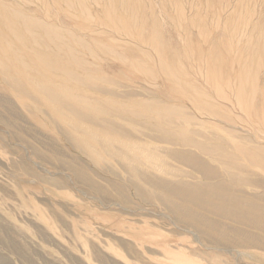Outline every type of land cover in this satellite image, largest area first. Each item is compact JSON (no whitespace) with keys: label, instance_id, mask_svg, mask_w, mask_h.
I'll return each instance as SVG.
<instances>
[{"label":"rangeland","instance_id":"obj_1","mask_svg":"<svg viewBox=\"0 0 264 264\" xmlns=\"http://www.w3.org/2000/svg\"><path fill=\"white\" fill-rule=\"evenodd\" d=\"M67 1L0 0L30 21L53 24L50 28L58 31L53 41L72 48L80 57L77 74L84 70L93 76L86 77L88 81L79 90H67L74 95L70 93L73 98L68 101L77 116L71 107L63 108L64 113L55 117L57 114L51 113L33 89L43 86L45 79L49 84L44 85L54 84L56 90L67 82L63 72L50 71L52 62L56 64L54 58L62 56L65 49L55 57L48 55L50 60L45 54L44 60L51 61V66L37 65L32 55L25 52V57L22 48L17 50L22 45L11 38V30L20 32L21 25L10 24L8 32L0 28L1 37L6 39L0 37V44L8 45L7 49L14 44L22 52L12 47L6 55L1 44L0 71H6L10 63L17 74L21 70L17 82L22 85L25 81L27 87L21 93L20 87L14 88L19 83L11 87L4 82L5 75L14 76L10 80L16 77L14 71L9 73L10 68L9 75L0 72L5 103L0 105V236L7 234L19 251L0 242V264H264V249L257 244L264 231L208 213L228 226H242L246 236H256L251 244L209 243L197 229L176 221L158 201L149 202L138 195L136 182L143 188L149 186L129 174L119 154L113 155L121 146L120 155L132 152V156L140 157L147 154L150 145L160 158L153 162L156 168L148 163L152 166L146 167L148 172L170 181L196 184L219 177L205 178L198 168L172 156L171 150L192 152L219 174L222 165L213 157L222 160V154L213 149L205 153L199 144L211 148L224 145L229 154L233 153V161L247 164L255 173L252 178L264 182V0H139L138 15L142 16L134 17L136 22H129L130 14L121 0ZM7 18L12 19V15ZM248 43L249 53L244 55L241 47ZM48 47L49 53L47 48L42 51H57L53 45ZM240 59H247V63H241L242 93L237 98ZM29 75L47 77L37 81L35 76L33 88L32 82H27ZM51 78L57 86L55 81L50 84ZM249 100L257 115L242 107ZM98 106L110 113L97 112ZM93 115L98 122L90 119ZM161 115L170 120L177 117L163 126L166 134L148 128L161 121ZM10 121L14 122L11 126ZM106 121L123 133L116 136L109 131L114 134L110 137L117 138L112 145L107 136L110 133L105 136L107 140L102 138L108 131ZM98 131L105 132L100 137ZM75 132H79L76 141L85 136L86 143L81 139L83 143L78 140L75 146ZM99 139L110 145L111 156L103 151L107 145H100ZM91 146L99 150V156L91 157L86 150ZM70 165L86 170L90 184L74 175ZM223 178L233 185L226 176ZM237 186L264 204V184Z\"/></svg>","mask_w":264,"mask_h":264},{"label":"bare ground","instance_id":"obj_2","mask_svg":"<svg viewBox=\"0 0 264 264\" xmlns=\"http://www.w3.org/2000/svg\"><path fill=\"white\" fill-rule=\"evenodd\" d=\"M64 1H67V0H64ZM119 3H121L122 7L125 8L126 13L130 14V17L128 15V20L130 19L131 22L135 21L134 19L137 17V15L139 13L138 11L140 10V7H141L140 1L139 0H128V1L124 0V2H123L121 0ZM5 14L9 15V16L12 15V19L7 18L9 16H5ZM140 15L141 14H139L138 16H140ZM126 19H127V17H124L123 20H126ZM128 20H126V22H128ZM130 20H129V22H130ZM12 23H19L21 25L22 29H23L20 32H18L17 30L15 32H14V30H11L12 32H10L11 33L10 35H12L11 38H14L15 40H17V42H19V44L22 45V47H20V48L17 47V50L22 48L21 50H24L23 53H24L25 57H26L25 52H27L26 54L29 53L30 55H32L36 59V61H38L37 65L40 62L41 64L43 63L42 66L44 64H47L46 66L49 67L51 61L47 62V60H44V59H46L45 58L46 55L47 56L48 55H53V57H55V54H57L58 51H60L62 49H65V51L63 52L62 56L54 58V60L57 59V60H55L56 64L52 62L51 65L54 66V67H50V71L53 74L59 73L60 75H62L61 72H63L64 79L67 80V82L64 79H62V78H61V80H64L66 83H69V84H66L65 82L64 83L61 82L64 85L63 86L61 85L62 87H59L60 85H58V87L60 89L56 90L55 87H54L55 89L52 88L54 86V84H52V83L55 80L53 81V79L51 78V79H48V80L49 81L51 80L50 84H52V87L50 85H49L50 87L48 85L45 86L44 85V83L46 82L45 77H47L45 75V77L42 76L45 79L44 83H43V81H41V84H40V85H42V83H43V86L39 87L37 85L38 87L36 86V89H33V91L35 93L39 94L40 99L39 98H37V99L42 101L46 105V107L51 110V113L53 112V113L57 114V115L54 114L55 117L60 116L59 113H64L63 108L68 109V110H69V108L72 109L73 107L71 106L72 107L71 108L69 106L70 103L68 101L72 97V95H73L72 93L75 90H79L88 81V78H86V77H89V79H91V77L93 78L92 75L90 77V74L87 76L86 73L83 72L84 70L82 71L83 73L82 72L81 73L86 75L85 77L81 73L77 74L78 72H76V68H78L80 66V65H78L81 62L80 57H79V59L77 58L78 56L76 57L75 51L72 48H69V47L64 48V46H62L61 44L56 43V42L53 41V35L54 34H58V33H56V32H58L57 30H52L53 27L50 28L53 24L52 25L50 24L51 25L50 26L48 23L44 22L43 20H38V21L36 20V22L30 21V17L29 18L26 17L19 10L18 11L15 10L14 7L8 6L4 2H1L0 3V28L2 30H5V31L8 32L11 29L9 27V25L12 24ZM0 32H1V30H0ZM1 36L4 37V34L0 33V37ZM3 37H1V38L3 40H6ZM6 37L7 36H5V38ZM8 38H10V37H8ZM3 40H0V42H2ZM7 41H11V40H7ZM4 43H5V41H4ZM1 44H2V47H3L2 48L0 46L2 48V50L4 49V50L7 51L9 49V47L7 49L8 45H4L3 43H1ZM6 44H7V42H6ZM9 44L12 45V41L9 42ZM13 45L11 46V48L12 47L14 48ZM21 45H19V46H21ZM51 45H53V47L55 49H57V51H52L51 50L52 52H50V53H52V54H48L49 53L48 52V50H49L48 46H50V48H51ZM15 47H16V45H15ZM53 47H52V49H54ZM249 47H250V43H248L247 45H242L241 52L244 53V55H247L249 53ZM11 48L9 50H11ZM44 48H47V50L45 49V51H47L48 53L47 52L45 53V51L44 52L42 51V49H44ZM14 49L16 50V48H14ZM15 50H13V53L18 52L17 50L15 52ZM21 50H20V53H22ZM5 52L3 51L2 53H5ZM8 53L10 54V52L7 51L6 55H9ZM16 54H15V57H16ZM29 54L27 56H29ZM24 56L22 55L21 57L24 58ZM32 56H31V58H32ZM18 57H19V55H18ZM49 57L50 56H48L47 59ZM34 58H33V61H35ZM213 58H215V60L218 61V59H216V57H213ZM50 59H51V57L48 60H50ZM31 61L32 60H30L29 62H31ZM241 61L242 60L240 59L239 70L237 71L238 83H239L238 84V90H237V98H239L241 93H242L243 76H241V74L243 72L241 70V63L242 64H246L247 63V59H244L242 62ZM1 63H2V61H1ZM14 63H16V62H14ZM12 64H13V62H12ZM8 65H7L8 68L6 69V71L2 70L3 72L2 71H0V72H2V73L6 72L8 74L7 71L10 70L13 67V65H11L10 63ZM217 65H218V69H219L220 68L219 64L216 62V66ZM15 66L17 67V63H16ZM32 66H34V65H32ZM36 66L34 68L38 69L39 66L38 67H36ZM3 68H5V67H3ZM20 68L23 69V66L20 67ZM73 68H74V71H73ZM16 70H18V69H16ZM77 70H81L80 67ZM86 70H85V72H87ZM12 71H14V70L11 69L9 71V73L12 72ZM20 71H19V73H20ZM14 72H12V73H14ZM19 73L18 74L16 73L15 79L17 77L20 78V76L22 77V75H21L22 73H20V75H19ZM87 73H89V72H87ZM23 75H25V73ZM0 76H2V75H0ZM5 76H3V78L2 77L1 78L4 79V82L6 81L8 84H10L11 87H13V85L15 86V83H17V84L19 83V82H17L19 78H17V80H15V79L10 80L11 77H12L11 75H9L10 79H9V77H7V76L5 77ZM35 76L34 75L33 76L29 75L28 81L26 79V78H28V74H27L26 78L24 76V78H25V80L27 82H30V81L32 82V86L30 85L31 87H33V84H34L33 83V79L35 80ZM30 77H34V78L31 79ZM42 77L38 78V76H36V79L37 78L39 79V80L37 79V81H40V79L43 80ZM53 78H55V77L53 76ZM57 79H59V78L57 77ZM37 81L35 83H38ZM214 81H216V80H214ZM21 82L23 83V81H21ZM55 82H56V86H57V81H55ZM24 83H25V81H24ZM24 83L22 85L19 83L18 86L17 87L15 86L14 88H16V90H19V87H20V91H21V93H23V92H25L27 90L26 84H24ZM45 84H49V82L45 83ZM23 86H25L26 88H23ZM28 89H30V88H28ZM67 90H68V92H69V90H72V93L70 91V93L72 95H70V93H68ZM66 93H68L69 97H66L67 96ZM4 104H5L4 103V99H3L2 93L0 92V105H4ZM7 105H9V104L7 103ZM242 107L245 108V110H247V111L251 110L254 114H256L254 109L252 108L251 100H249L248 102H245ZM10 110H11V108L9 107L8 111L10 112ZM68 110H67V112H65V113H67V117L70 116ZM152 110L153 109L151 107L150 111H152ZM96 111L97 112H102V113L103 112H106V113L109 112L110 113L109 109H106V108H103V107H99V106L97 107ZM147 111L149 113L148 109H147ZM154 111H156V110H154ZM71 112H72V110H71ZM73 113L75 115L78 114V113H76V109L75 108H73ZM151 114H153V113H151ZM12 115H14V113ZM61 115H64V114H61ZM157 115H159V114H157ZM72 116H73L72 118H74V115H72ZM96 116L97 115H95V116L93 115V116H91L92 118H90V119H93L94 122H95V120H97V122H98V117H96ZM64 117L66 118L65 115H64ZM159 117L157 116L155 118L157 119ZM69 118H68V122L72 123V121H69ZM174 118L176 119L177 117H173V119ZM255 118H257V117H255ZM263 118H264V116H263ZM58 119H59V117H58ZM75 119H74V122H76ZM170 119L171 118L163 117V119L161 118V121H157L155 125L152 124L151 126H148V128H149V130L163 132V133L166 134V131L163 130V128H164L163 126L165 124H167V125L170 124L172 122V120H173V119L172 120H170ZM60 120H62V118H60ZM63 120H65V119L63 118ZM70 120H72V119L70 118ZM159 120H160V118H159ZM174 121H176V120H173V122ZM79 122L80 121L78 119L77 126L79 125ZM13 123L14 122L11 123V121H10L8 124H10V126H11ZM71 123L68 126H70ZM81 123H83V122H81ZM90 123H92V122H90ZM102 123H104V122H102ZM108 123H109V121H106V124H105L106 126L104 127L105 130H108V131H106V133H104L105 131L104 132L103 131H101V132L98 131V132H100L99 133L100 137H101V133L102 132L105 134L102 137V138H104L106 136L107 132L110 133L109 131H113L114 134L115 133L123 134L120 131H118L117 129L111 128V126H109ZM80 125H82V124H80ZM100 125H102V124H100ZM74 126H76V124L75 125L72 124L73 129L75 128ZM85 126H86V124H85ZM85 126H83V127H85ZM112 126H113V124H112ZM79 127L80 126H78V129H79ZM101 127H103V126H101ZM81 128H82V126L80 127V129ZM88 128H89V126H88ZM104 128L102 130H104ZM78 129L76 130V128H75V131H78ZM90 129L91 128H89V131H91L90 132V134H91L92 130H90ZM82 130H83V128L79 132H82ZM84 131H83V133H84ZM89 131H87V132L85 131V132L88 133ZM79 132H75L76 133L74 135L75 136L74 137L75 141H73L74 139L71 140V138L69 137V139L74 142V145H75V143H77L78 140L81 141V139H83L85 137V136L82 135L83 138L80 137V139H79V137H78V140L76 141V139H77L76 136H77V134ZM148 132H150V131H148ZM112 134L111 133L107 134V136L109 135L108 137L111 138V140L108 138L109 139L108 141H110L111 145H112V143H115V142H112V141H116L115 139H117L116 137H114V138L110 137V135H112ZM114 134H113V136H114ZM117 134H115V135L117 136ZM147 134L150 135V133H147ZM149 135H147V136H149ZM70 136H73V135H70ZM93 137L91 135L90 138L93 139ZM87 138H88V134H87ZM105 138L107 140V137H105ZM105 138H104V140H105ZM95 139L94 140L97 141L96 137H95ZM87 140H85V141H87ZM82 141L84 142V139ZM98 141H99L98 143H100V139ZM221 141L223 142L224 140H221ZM87 142H89V141H87ZM106 142L102 141L101 143H106ZM84 143H86V142H84ZM101 143H100V145H101ZM106 145L107 146H103L104 148H106V149L103 148V151H105L106 153H108V155L111 156L113 154V152L109 151V149L111 150L110 145H109V147H108L107 143H106ZM132 145H134V144H132ZM233 145H234L233 143L229 144V146H233ZM75 146H78V145H75ZM79 147H80V144H79ZM79 147H77V148L79 149ZM91 147H92V149H86L88 151V153L91 155V157L92 156H99L100 155L99 150L96 151L97 149H94L93 146H91ZM117 147L118 146H116L115 148H117ZM120 147L121 146H119L118 149H117L118 153L116 152V150H114L116 153L113 154V155L119 154L118 156L119 157L121 156L120 158L122 160L121 163L124 164L123 166L126 165V167H127L126 170L129 172V174H131L133 177H136L138 180L143 181L145 184H147L149 186L147 188H143V187H141V185L140 186L136 185L137 182H136V184H134L135 182H133L134 187L136 188L135 189L136 193L138 195H140L146 201H149V202L153 201V200L158 201L160 204H162L164 206L165 209H167L174 216L176 221H178L181 225H184L186 227L188 226V227H192L194 229H197L203 235L205 240L206 239L209 240L208 241L209 243L212 242V243H216V244L220 245V244L224 243L225 241H230L231 243H235V244H237V243L238 244L241 243L243 245H244V243L245 244H251L252 241L256 238V236L254 235L255 233L251 234V235L248 234L246 236L245 235L246 233L244 234L245 231L242 229L243 228L242 226H238V225H236V226H228V225H226V223H224L225 224L224 225L223 222H220L218 219L214 220V219L210 218L208 216V213L212 214V215H215V216H219V217H223V218L229 219V220H231L233 222H236L237 224L246 225L248 227H252V228L264 231V204H261L260 202H258V200H257L259 198L258 196H256L253 193H250V192L247 193L248 191L245 192L246 190L244 191V190L240 189L237 186V185H240V184H245V185H253V186H260L261 187V186H263L264 182H262V181L257 182V181H255L252 178L251 175H254L255 173L252 172V170L249 169L250 167L248 168L246 166L247 164L245 165L244 163H242L240 161H233L235 159L234 155H233V153L229 154L227 152L228 150H226V148H227L226 146H224V145L220 146V147H218V146L215 147L214 146L213 148H211L209 145L204 146V145L199 144V148L205 153L208 152V149L209 150L213 149L212 151L218 150L220 152V155L222 154V157H221L222 160L213 157L214 161L216 160L219 164L222 165V168L220 169L219 174H216L217 171H216L215 168L208 166V164L206 163L205 160L199 159L192 152H182L180 150H174V151L171 150L170 154L172 156H174L176 158H179V159L181 158L183 162H186V164H188V166H192V168H194V169L198 168L197 170H200V172L202 173V175L205 178L210 179V178H214V177L215 178L219 177L216 181L205 182V183H196V184L195 183L192 184V183H189L187 181H170V180H167L166 178L164 179V178L155 176L150 171L148 172V169H146V167H152L148 163H151L153 165L154 160L157 161L160 158V155L158 153H154L153 151H151V150H153V148H150V145H147V148L149 147L148 152H150V153L147 152V154L145 153L143 156L141 155L140 157H138L137 155L135 157H134V155L132 156L131 155V153H132L131 150H130L131 153L123 152V154L120 155L121 151H122V148H120ZM135 147L137 148L138 146H134V148ZM82 148L84 149L85 147H82V145H81V149ZM115 148L113 146L112 149H115ZM119 151H120V153H119ZM123 151H125L124 148H123ZM224 151H225V153H224ZM83 152H84V150H83ZM98 152H99V154H98ZM156 152H158V151H156ZM139 154H140V152H139ZM247 156H249V155H247ZM100 157L102 158V156H100ZM96 158H98V157H96ZM223 159H225V160H223ZM248 159H250V158H248ZM74 166H76V165H74ZM74 166L71 167V165H70V167H71L70 169L74 172V175H76L80 179H83V181H86V183L90 184V180H89V178L87 176L88 172L86 173L85 172L86 170H84L83 168H78V167H74ZM263 166L264 165H262V167ZM153 168H156V167L153 165ZM229 168H231L233 170L229 171ZM163 169L164 168H162V170ZM198 173H199V171H198ZM224 176H226L228 181L232 182L233 185H229L228 182H226L224 180L225 179V178H223ZM133 177H132V179H134ZM91 186H92V184H91ZM0 242H2L3 244L5 243V244L9 245L11 248L15 249L16 251L18 250V248L14 244V241H12L11 238H8L7 234H3L2 236H0ZM257 244H258V247L264 249V238L263 239L260 238L259 240H257ZM255 245H256V243H255ZM12 250H11V252H12ZM17 252H19V251H17ZM17 254H19V253H17ZM25 261H27V260H25Z\"/></svg>","mask_w":264,"mask_h":264}]
</instances>
